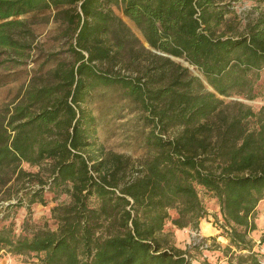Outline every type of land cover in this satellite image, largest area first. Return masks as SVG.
Segmentation results:
<instances>
[{
  "label": "trees",
  "instance_id": "16d2710c",
  "mask_svg": "<svg viewBox=\"0 0 264 264\" xmlns=\"http://www.w3.org/2000/svg\"><path fill=\"white\" fill-rule=\"evenodd\" d=\"M226 12V0H0V50L9 59L21 58L33 27L47 23H61L75 58L55 70L58 85L27 86L0 116V190L11 176L27 179L28 214L47 205L45 194L71 199L53 208L55 231L17 235L12 223L1 226L0 251L34 254L38 264H192L198 246L180 251L160 235L168 222L198 231L207 220L202 190L219 208L212 224L228 243L223 257L262 264L254 248L264 236L257 244L248 237L264 200V105L222 98L264 102V16L228 33ZM128 45L151 58L140 74L95 69L117 64ZM103 90L124 92L143 114L147 154L137 165L95 152V119L81 105Z\"/></svg>",
  "mask_w": 264,
  "mask_h": 264
},
{
  "label": "rangeland",
  "instance_id": "374dc122",
  "mask_svg": "<svg viewBox=\"0 0 264 264\" xmlns=\"http://www.w3.org/2000/svg\"><path fill=\"white\" fill-rule=\"evenodd\" d=\"M226 4H228V12H226L225 22L221 29H225L228 33H231L232 29L240 32L247 22L255 20L261 15L264 16V0H226ZM111 8L114 14L121 17L140 37L134 25L123 17L121 10L116 7ZM60 24L47 23L34 26V39L31 47L23 51L21 58H15L16 56L12 55L13 58L9 59L6 52L0 50V77H6L5 82H8L0 87V116H4V107L15 100L19 91H23L29 85L34 88L51 89L55 87L60 83L54 75L55 70L62 65L69 67L74 63L75 58L70 52L69 40L63 36V27ZM172 60L187 67L192 75L199 76L198 71L183 60L177 58H172ZM150 62V56L140 51L137 45H128L119 54L117 64L110 68L105 63H96L95 69L101 72L135 77L140 74L141 67L150 66ZM92 96L81 107L95 119L94 138L99 149L95 152H101V157L112 154L122 155L129 158L130 165H137L144 160L147 149L143 144V133H147L149 129L143 128V114L140 112L139 106L130 103L122 91H92ZM222 99L226 104L239 101L255 110L264 105V102L260 100L247 101L234 96ZM90 122L93 123L92 119ZM177 131L179 130L176 128L171 129L167 136H171ZM120 162H124V160L121 159ZM22 168L30 173L39 172L38 167H29L26 164H23ZM42 168L45 171V164ZM129 171H133V169L130 168ZM47 175L48 173L45 171L42 177L47 179ZM27 184H29L27 179L16 180L15 176H11L10 182L0 190V227L12 223L15 234L25 233L28 236L37 231H55L57 228L55 217L59 211H54L53 208L64 207L71 202V199L65 194L56 199H52L51 194H45L47 205L34 204L30 206V214H28L27 198L23 195ZM19 198L23 202L21 206H15ZM199 198L207 213V220L200 222L199 230L196 231L191 227L177 229L168 222L160 237L166 238L171 247L180 251L198 246V251L191 250V254L196 256L192 264H231L223 257V249L227 247V241L223 237L208 238L203 232L207 226L206 222L211 224V228L217 229L212 224L214 217L220 219L216 200L202 190H199ZM8 205L13 206L9 208ZM262 210L257 215L255 233L253 236L250 235L252 238L248 237L252 241H254L253 239L257 241L264 236V208ZM169 213L172 218L175 217L173 211ZM254 251L260 262L264 264V246H256ZM0 264H38V259L34 254L11 255L0 251Z\"/></svg>",
  "mask_w": 264,
  "mask_h": 264
},
{
  "label": "crops",
  "instance_id": "0c3cea01",
  "mask_svg": "<svg viewBox=\"0 0 264 264\" xmlns=\"http://www.w3.org/2000/svg\"><path fill=\"white\" fill-rule=\"evenodd\" d=\"M264 208V200H262V202H260L259 204H258V206H257V211L259 212H262L263 209ZM207 224V226L203 229V232H204V234H205V236L206 237H208V238H214V237H216V235H217V230L216 229H214V228H211V224L210 223H206ZM255 224H256V229H257V223H256V221H255ZM208 226H210V227H208ZM199 227H201V224L199 225ZM256 229L253 231V232H251L250 234H249V237H250V235L252 234V236H253V234L255 233V231H256ZM199 230V229H198ZM250 238H252V237H250ZM254 241L253 242H257L258 243V241L259 240H257V241H255V239H253Z\"/></svg>",
  "mask_w": 264,
  "mask_h": 264
}]
</instances>
